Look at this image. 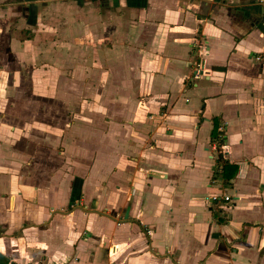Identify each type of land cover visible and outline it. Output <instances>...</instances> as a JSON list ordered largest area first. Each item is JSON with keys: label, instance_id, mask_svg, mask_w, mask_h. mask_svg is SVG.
I'll return each instance as SVG.
<instances>
[{"label": "crops", "instance_id": "0c3cea01", "mask_svg": "<svg viewBox=\"0 0 264 264\" xmlns=\"http://www.w3.org/2000/svg\"><path fill=\"white\" fill-rule=\"evenodd\" d=\"M0 263L264 264V0H0Z\"/></svg>", "mask_w": 264, "mask_h": 264}, {"label": "trees", "instance_id": "16d2710c", "mask_svg": "<svg viewBox=\"0 0 264 264\" xmlns=\"http://www.w3.org/2000/svg\"><path fill=\"white\" fill-rule=\"evenodd\" d=\"M214 128L212 131V141L216 142L218 144V146L221 147V145L225 142V137L223 136V134L221 132L218 131V122L217 120H214ZM218 164L222 165L224 170L225 169H237L235 165L230 164L227 160H223V158L221 157V155L218 158ZM225 174V173H224ZM226 175V174H225Z\"/></svg>", "mask_w": 264, "mask_h": 264}, {"label": "built area", "instance_id": "2783aa9c", "mask_svg": "<svg viewBox=\"0 0 264 264\" xmlns=\"http://www.w3.org/2000/svg\"><path fill=\"white\" fill-rule=\"evenodd\" d=\"M198 69H200V67H199ZM221 147H222V146H221ZM221 147H220V149H221ZM217 148H219L218 145H217ZM223 149H224V147H223ZM220 153L223 154L222 151H221ZM218 158H219V157H218ZM223 198H224L225 201H230V200H231V197H230L229 195L223 196ZM207 200H208L211 204H216V203L220 202L221 198H220L219 195H211V196L208 197ZM110 251H112V248L110 249ZM0 264H1V263H0ZM8 264H11V263H8Z\"/></svg>", "mask_w": 264, "mask_h": 264}, {"label": "rangeland", "instance_id": "374dc122", "mask_svg": "<svg viewBox=\"0 0 264 264\" xmlns=\"http://www.w3.org/2000/svg\"><path fill=\"white\" fill-rule=\"evenodd\" d=\"M54 249H51L49 247L46 248V253H53Z\"/></svg>", "mask_w": 264, "mask_h": 264}]
</instances>
